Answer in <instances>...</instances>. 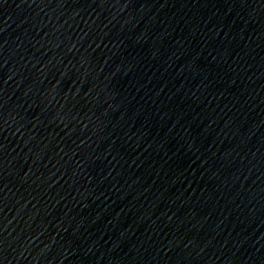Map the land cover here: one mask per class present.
I'll use <instances>...</instances> for the list:
<instances>
[{"label":"water","instance_id":"obj_1","mask_svg":"<svg viewBox=\"0 0 264 264\" xmlns=\"http://www.w3.org/2000/svg\"><path fill=\"white\" fill-rule=\"evenodd\" d=\"M0 264H264V0H0Z\"/></svg>","mask_w":264,"mask_h":264}]
</instances>
